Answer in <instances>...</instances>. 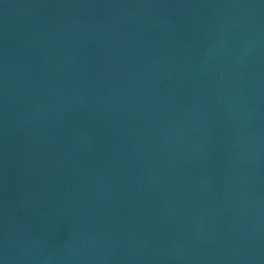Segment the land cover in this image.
Segmentation results:
<instances>
[{"label":"water","instance_id":"95a60500","mask_svg":"<svg viewBox=\"0 0 264 264\" xmlns=\"http://www.w3.org/2000/svg\"><path fill=\"white\" fill-rule=\"evenodd\" d=\"M0 264H264V0H0Z\"/></svg>","mask_w":264,"mask_h":264}]
</instances>
